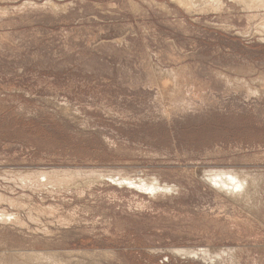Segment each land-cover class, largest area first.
<instances>
[{"label": "rangeland", "instance_id": "obj_1", "mask_svg": "<svg viewBox=\"0 0 264 264\" xmlns=\"http://www.w3.org/2000/svg\"><path fill=\"white\" fill-rule=\"evenodd\" d=\"M0 264H264V0H0Z\"/></svg>", "mask_w": 264, "mask_h": 264}, {"label": "bare ground", "instance_id": "obj_2", "mask_svg": "<svg viewBox=\"0 0 264 264\" xmlns=\"http://www.w3.org/2000/svg\"><path fill=\"white\" fill-rule=\"evenodd\" d=\"M218 173V172H217ZM244 175V174H242ZM216 178H221V181L220 180H217L216 178H212L211 179V182L214 183V185L216 186V188H218L217 186H219L218 189H220V192L223 191V192H226L228 193L229 191H233V190H236L239 185L240 189L244 186V182H245V178L247 176H243V177H240L239 174H237V172L234 174V173H230L228 171H221L219 172L218 174H216V176H214ZM225 179V180H224ZM249 179V178H248ZM252 181V180H251ZM129 182V181H128ZM135 182V181H134ZM144 182V181H143ZM131 185H136V186H140L141 188H145V189H148L149 188L151 190H154L155 189V186H153L152 188L151 187H148V186H145L144 184H142V182H135V183H131L129 182ZM151 183V182H150ZM158 186V185H157ZM148 187V188H147ZM229 187H233L232 189H230ZM167 187H163V189L161 188H158L157 190L161 192H163L162 190H166L167 192ZM239 189V190H240ZM246 189V188H245ZM171 191V189H170ZM165 192V193H166ZM247 192V191H245ZM230 193V192H229ZM228 193V194H229ZM234 194V193H233ZM179 254H184L185 256H190V257H193L194 255H198L197 251L194 250V251H190V250H180L178 252ZM208 253V252H207Z\"/></svg>", "mask_w": 264, "mask_h": 264}]
</instances>
